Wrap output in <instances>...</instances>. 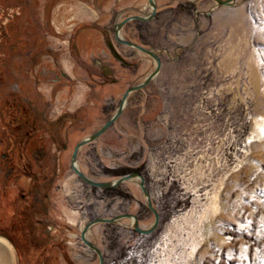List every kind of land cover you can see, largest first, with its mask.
Masks as SVG:
<instances>
[{
    "label": "rangeland",
    "instance_id": "1",
    "mask_svg": "<svg viewBox=\"0 0 264 264\" xmlns=\"http://www.w3.org/2000/svg\"><path fill=\"white\" fill-rule=\"evenodd\" d=\"M161 2L173 7L151 25L130 22L123 35L159 50L162 69L131 93L124 112L98 140L81 149L80 168L96 180L140 171L154 201L165 202L170 212L154 243L143 252L131 250L119 264H264V0H237L235 6ZM149 9L148 0H50L47 12L57 30L69 32L82 20L101 16L107 22L112 10L120 22ZM138 52L144 64L137 83L155 68L153 58ZM126 89L124 83L102 87L101 100L113 93L119 101ZM97 103L87 126L72 133L70 150L105 123ZM65 170L53 190L51 213L57 223L75 224L70 232L77 234L88 214L107 211L105 189L83 182L69 166ZM138 182L114 189L139 192ZM103 230L96 225L91 239L101 241ZM4 240V264H38L19 263L15 247L0 235ZM69 249L78 252L76 245ZM88 262L97 264H79Z\"/></svg>",
    "mask_w": 264,
    "mask_h": 264
},
{
    "label": "flooded vegetation",
    "instance_id": "2",
    "mask_svg": "<svg viewBox=\"0 0 264 264\" xmlns=\"http://www.w3.org/2000/svg\"><path fill=\"white\" fill-rule=\"evenodd\" d=\"M49 2L0 0V235L15 247L19 263L79 264L92 259L99 264V253L83 240L82 230L94 218L114 219L93 225L87 237L100 249L104 264H119L131 250L143 252L154 243L170 217L165 202L159 205L150 192L159 221L155 230L142 233L136 225L149 229L156 220L144 192L105 189L101 199L107 201V211L92 218L88 214L89 221L77 234L70 232L75 224L57 223L51 202L56 182L65 166L73 169L75 147L84 138L76 139L70 150L74 130L87 126L97 102L106 121L121 103L122 96L118 101L113 93L101 100L99 89L138 84L144 62L136 48L118 40L113 10L107 22L99 21L101 16L82 20L65 32L57 30L48 15ZM132 21L141 20L129 21L121 31L123 38ZM125 39L139 43L134 36ZM118 175L105 174L100 181ZM98 224L104 229L101 241L91 239ZM74 245L79 253L69 249ZM120 246L124 249L117 250Z\"/></svg>",
    "mask_w": 264,
    "mask_h": 264
},
{
    "label": "water",
    "instance_id": "3",
    "mask_svg": "<svg viewBox=\"0 0 264 264\" xmlns=\"http://www.w3.org/2000/svg\"><path fill=\"white\" fill-rule=\"evenodd\" d=\"M214 2L216 3V6H235L237 0H214ZM148 5H149L150 9L147 13H143V12L139 11V14L127 16L126 18H124L123 20H121L120 22L117 23V25H116L117 26V38L122 43H124L128 46H132V47L136 48L138 51L143 52V53L149 55L151 58H153L155 61V68L152 72H150L144 78V80L142 82L135 84L133 86H130L124 92V94L122 96L121 103L118 106V108L116 109V111L114 112V114L99 129H97L95 132L87 135L86 137H84L82 140H80L77 143L75 150H74V153H73V164H72V168H73L74 172L79 176V178L83 182H85L91 186L100 188V189L116 187V186H118V185H120L126 181H130L133 179H139L138 184L140 185L142 191L144 192V194L146 196L147 204L155 212V215H156V220H155L154 224L149 229H142L138 225H136V228L142 233H149V232H152L153 230H155V228L158 225V221H159V214H158L157 210L155 209V207L152 203L150 191L146 186L145 179H144V176L142 175V173L140 171H132L130 173H126V174L119 176L117 178H114L112 180H107V181L96 180L81 170V168L78 165V153H79L80 149L85 144L96 141L97 139H99V137L103 133H105L114 124V122L121 116V114L124 112L125 108L127 107L130 94L133 91L140 90V89L144 88L145 86H147L160 73V71L162 69L163 62H162V58L159 54L160 53L159 50H157L155 48H148L142 44H139V43L133 42L131 40L125 39L121 35V31H122L123 27L131 20L137 19V20H141V21H151L152 19H154L155 15L157 13V8H158L157 1L156 0H148ZM108 221L112 222V221H114V219H106V218H101V217L94 218L91 221H89L88 223H86L83 230H82L83 240L92 249L96 250L99 253V256H100L99 264H104V259H103L102 253H101L100 249L97 247V245L88 239L87 233L93 225H95L99 222H108Z\"/></svg>",
    "mask_w": 264,
    "mask_h": 264
},
{
    "label": "crops",
    "instance_id": "4",
    "mask_svg": "<svg viewBox=\"0 0 264 264\" xmlns=\"http://www.w3.org/2000/svg\"><path fill=\"white\" fill-rule=\"evenodd\" d=\"M157 1V5H158V8H157V14H156V17L151 20V21H148L146 22L148 25H151L153 24V22H155V20H157V17L159 16V13L164 11L165 9H168V8H172L173 6L171 4H164L163 2H161V0H156ZM144 45V44H143ZM146 46V45H145ZM139 53V52H138ZM139 55V54H138ZM138 58L140 59V56H138ZM142 60H145L144 58H141ZM144 62V61H143Z\"/></svg>",
    "mask_w": 264,
    "mask_h": 264
},
{
    "label": "bare ground",
    "instance_id": "5",
    "mask_svg": "<svg viewBox=\"0 0 264 264\" xmlns=\"http://www.w3.org/2000/svg\"><path fill=\"white\" fill-rule=\"evenodd\" d=\"M2 240V239H1ZM8 244L6 243V241H0V264H4V262L2 261L1 257H2V252L6 251L8 249Z\"/></svg>",
    "mask_w": 264,
    "mask_h": 264
},
{
    "label": "trees",
    "instance_id": "6",
    "mask_svg": "<svg viewBox=\"0 0 264 264\" xmlns=\"http://www.w3.org/2000/svg\"><path fill=\"white\" fill-rule=\"evenodd\" d=\"M140 41L144 43L143 39H140ZM107 189H110V188H107Z\"/></svg>",
    "mask_w": 264,
    "mask_h": 264
}]
</instances>
